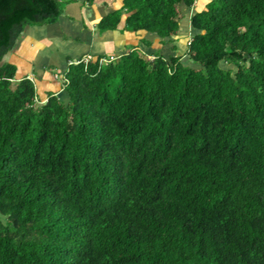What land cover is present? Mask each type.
<instances>
[{"label":"trees","instance_id":"obj_1","mask_svg":"<svg viewBox=\"0 0 264 264\" xmlns=\"http://www.w3.org/2000/svg\"><path fill=\"white\" fill-rule=\"evenodd\" d=\"M77 1L0 0V264H264V0L195 11L188 61H73L44 102L6 57ZM195 2L123 0L98 27L175 42Z\"/></svg>","mask_w":264,"mask_h":264},{"label":"crops","instance_id":"obj_2","mask_svg":"<svg viewBox=\"0 0 264 264\" xmlns=\"http://www.w3.org/2000/svg\"><path fill=\"white\" fill-rule=\"evenodd\" d=\"M110 3L111 0H96L88 5L84 0L72 2L57 22L27 27L17 45H20L18 50L16 47L6 57L7 61L17 65V79L27 75L34 79L39 97L44 100L50 93L62 90L64 84L56 78L64 76L73 61L87 55L116 59L135 47L148 56L158 49L165 56L176 53L175 42H169L171 46L167 45L166 50L164 46L154 50V42L158 40L149 32L124 30V18L117 29L100 30V20L112 10L120 8L123 0L116 4ZM56 39L59 40L57 45ZM144 39H149L151 43L148 45ZM149 48L151 51L147 53ZM65 49L66 52H72L73 49V52L66 53L68 56L60 55L59 50L64 52Z\"/></svg>","mask_w":264,"mask_h":264},{"label":"rangeland","instance_id":"obj_3","mask_svg":"<svg viewBox=\"0 0 264 264\" xmlns=\"http://www.w3.org/2000/svg\"><path fill=\"white\" fill-rule=\"evenodd\" d=\"M118 1H120V0H111V3L110 4H116V3H118ZM208 1L209 0H196L193 8L190 9V10L186 9L185 6H182L183 18L181 19V26H182L183 29H182V32L179 35L174 36L173 39L175 40V44H177V46H178L177 49L175 50V52L177 53V55L182 56L184 60H187L188 61V56H186L187 55L186 54V50H187L188 45H189V42H188L189 41V36H188V34L192 30V27H191V16L193 15V13L195 11L201 10L203 7H205V5L207 4ZM100 3L102 4V2H100ZM86 5H88V4L86 3ZM184 32H187V34H185ZM68 39L70 40L69 37H68ZM69 40H68V42H69ZM55 41H56V45H57V42L59 40L56 39ZM170 43H168V44H162V43H160L159 40L158 41H155L154 42V45L155 46H154L153 49L155 50L156 48H158L160 46L161 47L164 46V49L166 50L167 45H168V47L171 46ZM19 47H20V45L17 47L16 51L18 50ZM73 48H76V46L73 47ZM59 51H60V55L66 56L67 55L66 53H72L73 52V49H72V52H66L67 49H65L64 52H62L61 50H59ZM150 51H151V49L149 48V50L147 51V53L150 52ZM69 56L70 57H73V55H70V54H69ZM153 58H154V56H150V55L148 56V59H153ZM193 66H195V65H193ZM227 67H228V64H227ZM229 67H231V65H229ZM56 79H59V81H60L59 83H61V84L64 83V76H62L61 78L60 77L59 78H56ZM46 100H47V98L44 99L43 101L45 102Z\"/></svg>","mask_w":264,"mask_h":264},{"label":"built area","instance_id":"obj_4","mask_svg":"<svg viewBox=\"0 0 264 264\" xmlns=\"http://www.w3.org/2000/svg\"><path fill=\"white\" fill-rule=\"evenodd\" d=\"M92 58V56L91 55H88L87 57H86V60H89V59H91ZM111 59H113V58H111ZM108 60L106 59V58H102L101 59V62H107Z\"/></svg>","mask_w":264,"mask_h":264},{"label":"water","instance_id":"obj_5","mask_svg":"<svg viewBox=\"0 0 264 264\" xmlns=\"http://www.w3.org/2000/svg\"><path fill=\"white\" fill-rule=\"evenodd\" d=\"M146 57L148 58V55H146Z\"/></svg>","mask_w":264,"mask_h":264}]
</instances>
